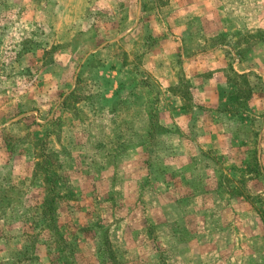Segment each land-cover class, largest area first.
Wrapping results in <instances>:
<instances>
[{
	"label": "rangeland",
	"instance_id": "374dc122",
	"mask_svg": "<svg viewBox=\"0 0 264 264\" xmlns=\"http://www.w3.org/2000/svg\"><path fill=\"white\" fill-rule=\"evenodd\" d=\"M0 264H264V0H0Z\"/></svg>",
	"mask_w": 264,
	"mask_h": 264
}]
</instances>
